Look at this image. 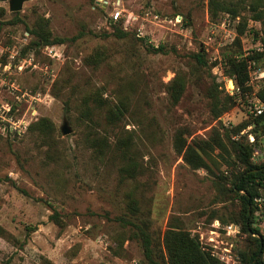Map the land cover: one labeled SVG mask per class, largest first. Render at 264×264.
<instances>
[{
  "label": "rangeland",
  "instance_id": "1",
  "mask_svg": "<svg viewBox=\"0 0 264 264\" xmlns=\"http://www.w3.org/2000/svg\"><path fill=\"white\" fill-rule=\"evenodd\" d=\"M226 1L237 16L211 18L209 0H26L18 12L0 0V264H147L141 242L129 238L133 223L147 229L160 264L169 224L198 235L223 264L220 254L243 264L244 236L222 221L239 209L223 191L232 178L226 153L210 151L217 167L209 171L174 147L257 116L248 104L264 86V55L247 60L243 90L226 73L225 54L242 61L263 50L253 16L264 15V0ZM39 18L65 40L36 46L28 28ZM116 26L128 34L118 37ZM176 78L183 88L174 101ZM225 96L235 104L215 117L214 99ZM111 109L120 113L108 117ZM41 117L54 124L48 137L29 132ZM253 127L232 139L255 143ZM257 142L255 161L264 159V135ZM128 155L132 175L122 170ZM256 197L258 238L264 193Z\"/></svg>",
  "mask_w": 264,
  "mask_h": 264
},
{
  "label": "trees",
  "instance_id": "2",
  "mask_svg": "<svg viewBox=\"0 0 264 264\" xmlns=\"http://www.w3.org/2000/svg\"><path fill=\"white\" fill-rule=\"evenodd\" d=\"M209 14L211 18H216L219 12L228 13L231 16H237L236 6L228 3L226 0H209ZM255 20H262L261 37L259 41L263 47L261 52L247 56L245 60L238 61L233 57L232 53L225 54L227 59L226 73L236 77L237 84L244 90V83L247 79V60L259 58L264 55V15L261 11H256L253 16ZM243 30L245 28V21L242 23ZM118 37H123L128 34L123 30L115 27ZM241 31V33L243 32ZM28 31L33 34L37 40L34 41L36 46L62 43L65 38L51 37L50 31L47 26V21L39 18L34 26L28 28ZM257 32V31H255ZM239 43V42H238ZM162 46L153 48V51H162ZM195 59L200 65H206L207 61L203 58V54H194ZM172 89L170 87L171 96L176 101L182 91L183 84L180 79L174 80ZM259 98L264 99V86L258 92ZM235 104V100L231 96H225L222 103L219 98H215L211 106V113L218 117L223 112L229 110ZM120 113V110L115 112L110 110L108 117ZM253 123L254 127L252 132L255 135V143L249 142L246 135H241L237 139H232V136L238 134L241 129ZM29 132L32 134H39L48 137L54 131L53 122L46 118L41 117L29 125ZM264 135V112L260 115L249 118L245 122L232 128H223L220 132L218 128L213 130L212 135L208 140L197 141L191 140L189 143L182 140H175L174 147L182 152L183 160L189 164L193 169L203 168L211 171L215 167L216 160L210 155V151L218 149L225 152L227 157H222L225 161L226 167L230 169L232 175L231 181L223 183V191L227 197L232 200L239 201V209L230 214L228 218H222L223 222L236 223L235 227L244 236L246 247L240 252L243 264H264V238L252 237L257 234V226H254V212L256 205L253 200L256 196L264 193V159L259 161L254 160V151L258 145V139ZM133 157L128 155V169L126 170L131 175L136 172V163ZM217 167V166H216ZM237 169V171H236ZM222 175V173H221ZM222 180H215L220 182ZM225 180V179H223ZM222 183V182H221ZM243 191V192H241ZM51 218L58 222L56 212L51 215ZM133 229L129 238L141 242L144 258L147 264H160V260L155 258L152 240L143 225L132 224ZM4 233L0 227V235ZM163 246L165 254L162 259H165V264H223L218 259L206 251L198 238V235L192 234L189 230L179 227L175 224L167 225L163 234Z\"/></svg>",
  "mask_w": 264,
  "mask_h": 264
},
{
  "label": "built area",
  "instance_id": "3",
  "mask_svg": "<svg viewBox=\"0 0 264 264\" xmlns=\"http://www.w3.org/2000/svg\"><path fill=\"white\" fill-rule=\"evenodd\" d=\"M120 15H121V12L120 11H118V10H116V11H114L113 13H111V20L112 21H115V20H117V19H119L120 18ZM263 74H264V72H263ZM227 89H228V91L230 92V93H233L234 91H235V85L231 82V85L229 84L228 85V87H227ZM256 103H254V102H250L249 104H248V110L250 111V113H252V114H254V115H260V114H262L263 113V111H264V102L262 101V100H260V98L258 97V99H256ZM251 140H253V138L251 139ZM257 198L258 197H255L254 198V200L258 203L259 201H260V199H258L257 200ZM258 205V204H257ZM260 216H262V215H260ZM262 217H264V215L262 216ZM261 217V218H262ZM232 227H233V225L232 224H229V225H227L226 226V229H227V232H229V231H232ZM235 232V231H234ZM239 232V231H238ZM262 234H261V236L260 237H263L264 238V230H263V232H261ZM253 235H255V234H253ZM212 246H214V245H212ZM216 247V246H215ZM204 249H205V247H203ZM224 250V249H223ZM214 250H212V252H211V255L212 256H214ZM219 257H220V259L221 260H223V261H225V263H227V264H231L229 261H231V259H230V257L228 256V255H225V254H220L219 255Z\"/></svg>",
  "mask_w": 264,
  "mask_h": 264
},
{
  "label": "water",
  "instance_id": "4",
  "mask_svg": "<svg viewBox=\"0 0 264 264\" xmlns=\"http://www.w3.org/2000/svg\"><path fill=\"white\" fill-rule=\"evenodd\" d=\"M7 1H8L9 11L18 12V11L22 10L23 3L26 0H7ZM60 130H61L62 134H64V135L68 134L71 131L70 129L66 128L65 126H62Z\"/></svg>",
  "mask_w": 264,
  "mask_h": 264
}]
</instances>
